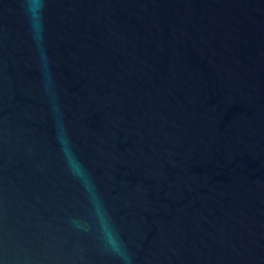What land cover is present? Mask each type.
Here are the masks:
<instances>
[{"label":"water","instance_id":"obj_1","mask_svg":"<svg viewBox=\"0 0 264 264\" xmlns=\"http://www.w3.org/2000/svg\"><path fill=\"white\" fill-rule=\"evenodd\" d=\"M0 264H264V0H0Z\"/></svg>","mask_w":264,"mask_h":264}]
</instances>
